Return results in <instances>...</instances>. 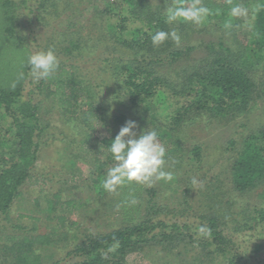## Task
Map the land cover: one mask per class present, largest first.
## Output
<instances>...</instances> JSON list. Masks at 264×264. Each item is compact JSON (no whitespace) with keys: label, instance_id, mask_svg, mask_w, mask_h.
Here are the masks:
<instances>
[{"label":"trees","instance_id":"16d2710c","mask_svg":"<svg viewBox=\"0 0 264 264\" xmlns=\"http://www.w3.org/2000/svg\"><path fill=\"white\" fill-rule=\"evenodd\" d=\"M0 1L3 7L11 10L17 8L12 0ZM54 1L41 0L38 8L56 12ZM167 1L162 6H150L146 0H87V8L90 9H86L92 13L91 17L99 19V25L94 23L99 29L96 35L98 42L101 38L105 39L104 34L109 35L112 41L110 46L102 48L101 45L90 43L91 36L88 37L87 30H84L86 26L76 25L75 21L71 20L77 9L74 8L73 2L65 0L59 12V16L65 15V23L62 25L64 30L60 29L63 33H60L61 37L63 38L65 32H71V28H77V34L70 38H61V50L56 51L59 55L58 69L52 77L41 79L42 83L35 87L41 92L46 90L59 113L63 114L64 121H72L76 117L86 120L80 112L92 113L95 110L90 103L98 95L97 86L100 83H95L90 77L87 67H98L96 64L99 62L107 66L111 63L115 88L123 89V97L127 98L129 106H137L143 100L158 103L155 99L159 98L161 101L164 89L168 87L185 98L174 110H169L164 123L166 126L162 130L163 134H160L173 145L174 148L169 152L176 154L178 159H182L186 153L185 157L191 158L188 164L194 165L193 175L184 180L180 191V207L170 210L168 205L148 199L146 218L103 233L85 235L69 251L70 255L81 258L71 264H128L129 255L154 244L168 249L184 244V247L189 246L191 250L196 245L201 250L212 253L214 257H222L228 264H253L245 260L246 255L250 256L246 251L238 252L234 249L240 244L238 241H246V237L250 239L255 234L262 238L256 239L248 252L252 255L264 249V127L244 137L240 143L233 138L229 139L226 147L233 153L228 157L226 171L219 170V173H214L209 178L206 173H202V184L197 187H194L196 179L193 176H200L196 171L200 170L202 147L195 143L187 148L186 139L177 133L188 123L196 121L201 114L207 115V118H221L227 114L236 115L251 110L258 104V97L261 95L257 94L251 67L264 66V0ZM242 3L246 8L250 38L245 44L242 40L234 38V45L231 47L222 42L229 39L224 32L229 31L234 36L235 31L242 27L241 21L233 22L228 17L231 9ZM193 4L208 10L200 23L183 19L171 23L167 21L169 8H187ZM8 12L9 10H6V13ZM8 17L11 18L12 14H8ZM229 22L232 23L228 24ZM82 28L85 37H88L84 44ZM187 28H193L197 34L210 33L212 37L217 34L221 41L215 45L210 41L206 44V50L210 52L207 54L205 70L202 71L201 67L200 70L194 69L187 75L182 74L185 70L176 73L178 79L182 78L176 90L170 87L171 83L167 77L155 74L148 66L152 64L150 67L155 68L162 66L164 61L179 60L197 45L183 44L171 48L175 42L169 38L162 45L153 46L151 37L160 30L169 33L175 30L181 36ZM126 49L138 53L139 50L145 52L140 53L137 59H126ZM99 65L101 70L106 68L100 63ZM20 80L13 82L0 79V119H9L8 125L0 128L3 131L2 135L0 134V146H3L0 149V243L4 252H13V264H45L40 255L29 247L33 244L51 243L53 231L36 232L35 224L23 228V231L14 232L5 228V222L11 221V206L22 193L21 186L43 180L36 174L35 168L39 151L46 141L44 137L48 133L45 131L46 125L42 124L38 115L39 102H34L31 97L34 89H29L23 94L24 87ZM261 83H264V80ZM261 92L264 93V86ZM83 104L88 107L82 109ZM153 107L155 108V105ZM123 116L121 113L115 114V120L121 121ZM116 134L115 131H109L108 135L99 138L105 153L104 165L108 166L109 162L114 164L107 146ZM90 139V134L84 131L79 141L80 152H86L90 148ZM222 171L229 174V186L224 184L227 187L222 185V179L219 178ZM103 173L98 176L100 181L103 180ZM101 183L103 186V182ZM172 184L166 185L172 192H177L182 185L178 182L174 184V181ZM252 191H255L257 204L252 207L245 204L238 206L237 196ZM58 196L55 194V197ZM193 201L198 202L195 209ZM71 202L72 200L66 201L68 204ZM191 210L195 212L198 222L178 221L175 218L169 220L167 216L170 212H173L174 216L187 214ZM29 217L35 219L34 216ZM58 217L64 220L63 216ZM15 225L11 224L13 227H16ZM202 226L210 230V234L209 231L201 234L199 229ZM194 242L196 244L193 245Z\"/></svg>","mask_w":264,"mask_h":264},{"label":"rangeland","instance_id":"374dc122","mask_svg":"<svg viewBox=\"0 0 264 264\" xmlns=\"http://www.w3.org/2000/svg\"><path fill=\"white\" fill-rule=\"evenodd\" d=\"M12 1L14 5H17V8L13 10L3 7L0 1V79L16 82L21 77L20 81H22L24 87L23 94L27 93L29 89H34L31 97L34 102H39L38 115L42 124L46 125L45 131L48 133L44 137L46 141L39 151L35 168L36 174L39 177L41 176L43 180L37 183H25L21 186L22 193L11 206L9 215L11 221L5 222L7 224L5 228L14 232L23 231V228L26 229L35 224L36 232L53 231L54 235L51 243L47 245L33 244L29 248L39 254L40 259L45 264L52 262L71 264L81 258L70 255L69 251L85 235L103 233L146 218L148 216L147 204L149 200L152 199L158 204H166L169 209L171 208L170 210L180 207L178 206L180 202L178 197H180V191L184 186V180L193 175L194 165L188 164L191 158L185 157L186 153H184L182 159H178L176 154L169 152L174 147L166 137L162 136V130L166 126L164 123L168 118L169 110H174L182 101H185V98L174 93L168 87L164 89L165 93L161 101L159 98L155 99L159 101L158 103H149L143 100L137 106H129V101L123 97V89L115 88V76L111 71L112 64L110 63L109 67L99 62L106 68L101 70L99 63L96 64L98 67L95 65L87 67L90 77L95 83H100L97 86L99 89H97L98 95L90 103L95 107V110L92 113L80 112L81 115L86 117V120L76 117L72 121H64L63 114L59 113L53 99L47 95L46 90L43 89L41 92L39 88L35 87V85L41 84L42 80L35 81L31 77L28 57L32 53L51 49L58 58L59 55L56 51L61 50L62 46L60 43L62 38L60 29H63L62 25L65 23L63 21L65 15L59 16V12L65 0L54 1L57 6L56 12H48L51 9L38 8L41 0ZM69 1L73 2L74 8L78 9L73 14L75 16L70 18L75 21L76 25L86 26L84 30H87L88 37L91 36L89 38L91 39L90 43L96 46L97 44L98 46L101 45V48L106 45L110 46L109 44L112 41L107 34H104L105 39L101 38L98 42L96 35L99 29L95 27L94 23L96 22V26L99 25V19L91 17L92 13L87 10L90 9L87 8L89 6L87 0ZM146 1L150 6H162L165 2H168L167 0ZM6 10H9V12L6 13ZM8 14H12V17L9 18ZM246 16V8L243 3L231 9L228 17L233 22L241 21L243 24L241 28L235 31L234 36L229 31L224 32V35L229 37V39L222 41L225 45L233 47L234 38L242 40L244 44L248 42L250 27L249 23L246 22ZM204 22H206V19ZM76 29L71 28V32H65L63 38L76 35ZM84 30L81 29L82 34L85 33ZM100 30L102 31L101 28ZM90 31L91 33H89ZM87 38L84 34L83 44L87 41ZM208 41L214 42L215 45L218 41H221V38L217 34L214 37L210 33L197 34L193 28H187L185 34L181 33L179 44L175 43L171 48H176L175 45L179 47L183 44H186V46L187 44H196L195 49L189 52L187 56L179 58V60L164 61L162 66H155V68L150 67L152 64L149 66L146 64V67L148 66V68L155 71V74L163 78L167 77L171 83L170 87L177 90V85L182 79H178L177 72L185 70L182 74L186 73L187 75L194 69L200 70L201 67H203L202 71L205 70L207 54L210 52L206 50ZM142 52L145 51L139 50L138 53L126 49L124 58L137 59ZM145 55H147V52ZM21 73L24 77L21 76ZM251 73L257 85V94L261 95L258 97V104L254 108L236 115L227 114L221 118H207V115L201 114L196 118V121L188 123L182 131L177 132L186 139L187 148L195 143L200 144L202 147L200 170L196 171L200 173V176H193L196 179L194 187L202 184L200 182L202 173H206L209 178L214 173H219V170L226 171L228 157L233 153L226 147L229 139L233 138L240 143L244 137L256 133L261 127H264V93L261 92L262 86H264V83H261L264 80V66L251 67ZM153 105H155V108ZM87 107L86 104H83L81 108L86 109ZM119 113L124 115L123 119L116 121L115 114ZM127 120L137 122V132L142 129L144 131L153 129L157 131L158 142L166 149L164 170L173 173L171 181L158 180L154 181L151 186L129 182L120 186L114 193H110L103 188L101 182L106 178L108 169L113 167L114 164L109 162L108 166L104 165L105 153L99 143V138L108 135L109 131L118 132ZM8 123V118L0 119V128H5ZM165 129L167 130V128ZM84 131L90 134L91 139L88 143L90 148L86 152H80L79 141ZM161 132L162 134H160ZM2 133L3 131L0 130L1 135ZM1 148L3 146H0ZM101 164L103 165L101 166ZM101 173H103V180L100 181L98 176ZM219 178L222 179L223 186H225L224 184L229 186V174L227 175L222 171ZM173 181L174 184H177V182L178 184L182 183L177 192H172L171 189L166 188V185L171 186ZM55 194L59 196L55 197ZM68 200H72V202L70 204L66 203ZM237 201L238 206L243 204L249 205V207L254 206L257 204L255 191L237 196ZM197 205L198 202L193 201L194 209ZM172 213L170 212L167 215L169 220L175 218L178 221H199L193 210L183 215L172 216ZM19 214L23 216H19ZM28 215L34 216L35 219ZM58 216H63L64 220L58 219ZM11 224H16V227L11 226ZM2 225L4 226V222H2ZM230 234L233 233L230 232ZM259 236L255 234L250 239L246 237V241H238V244H240L234 250L238 252L246 251L250 256L246 255L245 260L253 264H264V249L252 255L248 252L255 240L262 238ZM248 239L249 241H247ZM184 246V244H180L168 249L165 246L161 248L160 244L150 245L138 253L129 255L127 263L228 264L222 257H214L212 253L201 250L196 245L192 250L191 247ZM13 262V252H4L0 243V264H13Z\"/></svg>","mask_w":264,"mask_h":264},{"label":"clouds","instance_id":"9594fccd","mask_svg":"<svg viewBox=\"0 0 264 264\" xmlns=\"http://www.w3.org/2000/svg\"><path fill=\"white\" fill-rule=\"evenodd\" d=\"M207 12L206 8L197 7L195 4L187 8L173 7L167 10V21L171 23L183 19L200 23ZM169 38L177 44L180 42V36L175 30L170 33L163 30L157 31L151 37V41L153 46H160ZM28 65L33 80L39 81L54 75L59 67V60L54 51L48 49L30 54ZM137 127L135 120L125 121L107 146L114 166L108 169L103 188L110 193L116 192L120 186L129 182L151 186L154 181L173 179V173L164 170L166 149L158 142L157 131L142 129L137 132ZM206 231L210 234V230L203 226L199 229L201 234Z\"/></svg>","mask_w":264,"mask_h":264}]
</instances>
